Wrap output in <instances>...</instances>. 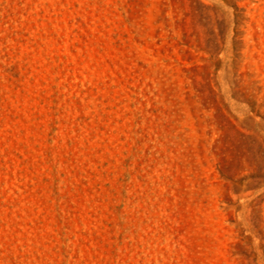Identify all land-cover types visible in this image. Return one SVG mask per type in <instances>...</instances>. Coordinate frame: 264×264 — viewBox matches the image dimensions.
Here are the masks:
<instances>
[{
  "label": "rangeland",
  "instance_id": "374dc122",
  "mask_svg": "<svg viewBox=\"0 0 264 264\" xmlns=\"http://www.w3.org/2000/svg\"><path fill=\"white\" fill-rule=\"evenodd\" d=\"M0 264H264V0H0Z\"/></svg>",
  "mask_w": 264,
  "mask_h": 264
}]
</instances>
